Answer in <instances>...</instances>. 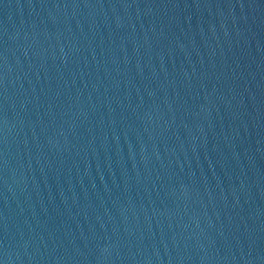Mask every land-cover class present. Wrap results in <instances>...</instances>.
Returning <instances> with one entry per match:
<instances>
[{
    "label": "water",
    "instance_id": "water-1",
    "mask_svg": "<svg viewBox=\"0 0 264 264\" xmlns=\"http://www.w3.org/2000/svg\"><path fill=\"white\" fill-rule=\"evenodd\" d=\"M0 264H264V0H0Z\"/></svg>",
    "mask_w": 264,
    "mask_h": 264
}]
</instances>
